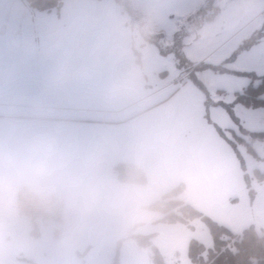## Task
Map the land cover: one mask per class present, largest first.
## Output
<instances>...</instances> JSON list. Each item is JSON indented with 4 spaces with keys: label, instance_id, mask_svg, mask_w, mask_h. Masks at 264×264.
<instances>
[{
    "label": "crops",
    "instance_id": "obj_1",
    "mask_svg": "<svg viewBox=\"0 0 264 264\" xmlns=\"http://www.w3.org/2000/svg\"><path fill=\"white\" fill-rule=\"evenodd\" d=\"M250 4L264 8V0ZM260 16L258 11L244 20L222 43ZM128 22L127 12L114 0H63L51 11L32 9L24 0H0V125L13 118L39 117L69 145L93 149L102 143L114 185L119 181L113 167L139 157L146 177L142 205L182 182L183 201L218 215L221 224L238 232L237 225H231L234 214L228 201L234 200L240 183L233 150L206 122L202 110L190 109L187 86L151 81L159 74L153 68L163 56L144 41L131 48L129 39L138 29ZM156 26L153 19L151 32ZM195 28L202 29L201 23ZM134 50L140 54L143 81L133 92L110 99L111 82L138 64ZM61 66L72 71L64 87L53 93L50 80ZM0 131L7 133L4 127ZM224 174L229 190L220 197L218 177ZM221 199L228 201L227 213L221 211ZM118 217L102 203L75 237L89 245L91 229L102 227L103 219Z\"/></svg>",
    "mask_w": 264,
    "mask_h": 264
},
{
    "label": "rangeland",
    "instance_id": "obj_2",
    "mask_svg": "<svg viewBox=\"0 0 264 264\" xmlns=\"http://www.w3.org/2000/svg\"><path fill=\"white\" fill-rule=\"evenodd\" d=\"M126 1L143 17L148 10L154 12L153 19L157 29L150 33L158 35L163 46H172L175 40L182 43L181 50L187 61L192 62L189 67H194L201 61L216 60L223 54L230 55L244 40L264 28V8L258 4H250V0H226V5L222 8L209 7L208 0ZM214 1L219 4L223 0ZM258 11L260 17L254 18L249 26L242 27L222 43L233 29L241 27L244 20L254 16ZM173 12L184 18L170 20L169 16ZM186 14H190V18ZM209 16L211 19H208ZM198 23L202 25L200 30L195 28ZM176 33L179 35H175ZM262 47L264 34L257 44L249 50H243L235 59L250 62L255 58L253 54L258 53ZM172 65L171 56L163 57L154 66L153 70L159 74L150 77L151 81L154 84H163L172 80L171 76L160 75L161 71L171 69ZM209 116L225 129L227 139L235 134L249 140V136L244 133H228L230 122L221 113L209 112ZM261 124H264V119L254 118L248 125L249 131H258ZM229 140L236 145L239 153L235 161L240 172V183L233 194L235 198L229 201L230 212L234 214L230 220L231 225L233 223L237 225L238 232L250 225L264 231V175L260 182L257 174L264 173V139L251 141L256 156L251 155L245 145L236 139ZM248 188L252 189V192H249ZM158 198L156 196L153 200ZM198 210L221 223L218 219L220 217H216L218 215L212 214L214 218L210 212ZM217 214L222 216L225 213ZM162 216L163 214L158 211L142 208L135 220L122 217L103 219L102 227L91 229L89 245L80 243L76 237L71 244L62 243L57 223L40 218L38 219L40 236L34 238L29 234L31 227L27 217L22 214L16 215V218L11 216L0 220V264H110L116 242L130 233L153 234L151 244L155 246L166 264H195L187 254V247L192 238L200 241L205 247L211 245V236L205 221L197 217L187 221L166 222L162 220ZM57 229L58 233L55 232ZM149 253V247L140 246L133 238L125 237L119 247L118 264H153Z\"/></svg>",
    "mask_w": 264,
    "mask_h": 264
},
{
    "label": "clouds",
    "instance_id": "obj_3",
    "mask_svg": "<svg viewBox=\"0 0 264 264\" xmlns=\"http://www.w3.org/2000/svg\"><path fill=\"white\" fill-rule=\"evenodd\" d=\"M154 12L148 10L139 33L129 39L136 49L150 34ZM71 68H57L49 88L62 89ZM143 67L133 65L109 86V98L119 99L140 87ZM0 127V220L15 215L21 205L29 206L41 217L52 219L60 229L61 242L71 244L80 226L96 208L109 204L122 218L135 220L142 210L139 170L143 160L134 157L130 174L118 184L109 178L102 143L83 149L66 143L55 128L37 117L19 121L9 119Z\"/></svg>",
    "mask_w": 264,
    "mask_h": 264
},
{
    "label": "snow or ice",
    "instance_id": "obj_4",
    "mask_svg": "<svg viewBox=\"0 0 264 264\" xmlns=\"http://www.w3.org/2000/svg\"><path fill=\"white\" fill-rule=\"evenodd\" d=\"M190 18V14H186ZM184 17L173 12L170 20H179ZM264 32V28L257 30ZM175 35H179L176 33ZM163 57L171 56L173 65L165 69L162 76L172 77L173 84L190 91L189 107L192 110H202L206 121L210 122L218 133L223 135L225 129L216 121H209V112L221 113L229 122L228 133H244L249 131V123L254 119H264V109L248 107L249 100L257 94L264 96V47L254 53V59L244 62L233 59L231 55L223 54L216 60L201 61L194 67H189L191 61L178 50L177 44L160 46ZM187 61V62H186ZM257 134L264 135V124H261ZM241 139L242 136L230 135L228 139ZM229 190V177L224 174L218 177L217 193L223 197ZM231 197L228 198V201ZM223 199L219 201L221 211L227 213L229 208ZM238 264L237 256L226 247L223 237L213 241L212 248L207 252L198 253L203 264Z\"/></svg>",
    "mask_w": 264,
    "mask_h": 264
},
{
    "label": "trees",
    "instance_id": "obj_5",
    "mask_svg": "<svg viewBox=\"0 0 264 264\" xmlns=\"http://www.w3.org/2000/svg\"><path fill=\"white\" fill-rule=\"evenodd\" d=\"M26 4L31 7L32 9L39 10V11H51L53 9L58 8L63 0H24ZM121 6V9L127 12L129 16L128 25L133 27L136 25L138 29V33L140 32L144 17L134 9L130 4L127 3L126 0H114ZM209 7L212 8H219L220 3L217 6H214V0H208ZM212 16V15H211ZM209 16L208 19H211ZM264 32H258L254 35H251L249 38L244 40L234 51L230 54L233 59L242 52L243 50L250 49L253 45L257 44L261 37L263 36ZM145 43H149L154 45L160 53V46H163L159 42V36L155 33H150L144 38ZM173 44H177L178 50L183 54L185 57L182 48V43H179L175 40ZM136 62L140 64V54L137 50H134ZM164 72V71H163ZM160 75L162 76V73ZM176 91V89L174 90ZM248 107L251 108H264V96L260 95L259 92L255 96H253L249 102ZM204 117V116H203ZM205 119V118H204ZM209 121H211L210 116H208ZM208 124L210 122L206 121ZM212 125V124H211ZM214 128V127H213ZM215 129V128H214ZM217 132V130L215 129ZM258 131H246L244 134L249 136V140H245L243 137L241 139H236L239 143L245 145L246 150L253 156H256V152L252 147L251 141L255 139H264V135L257 134ZM217 134L223 138L233 150L235 157H239V153L236 149V145L231 142L229 139L226 138L225 133L221 135L217 132ZM235 135V134H233ZM131 163H117L113 167V173L117 181L124 180L131 171L130 167ZM259 175L258 181H262L263 179V172H257ZM139 183L145 184L146 177L144 172L139 170ZM184 184L182 182L178 183L174 187L170 188L166 192H164L158 199L153 200L149 203L142 205L145 209H151L160 212L163 214L162 220L166 222H177V221H187L188 219L193 218H202L210 232L211 236V245L209 247H205L200 241L196 239H190L187 247V254L190 260L195 264H203V262L198 258V253L200 252H207L208 249L212 248L213 241L218 240L219 238L223 237L226 241V247L231 250V252L237 256L238 264H264V231L258 230L253 225L245 227L240 232H232L226 226L221 223H218L212 220L210 217L204 215L201 211L195 208L190 203L183 201L180 198V194L184 190ZM249 192H252V189L248 188ZM19 214L24 215L27 217L29 224H30V232L29 234L34 237L38 238L40 236V227L38 223V219L44 220H52L50 218L41 217L36 214L29 206L21 205L18 211ZM53 221V220H52ZM58 233V229L55 230ZM153 234H128L125 237L133 238L137 244L140 246H147L150 249L149 257L153 264H166L161 254L157 251L154 245L151 244V237ZM124 237V238H125ZM122 238V240L124 239ZM122 240H118L116 242L115 253L113 256V260L110 264H118L119 263V247ZM212 257L209 258L208 264H211Z\"/></svg>",
    "mask_w": 264,
    "mask_h": 264
},
{
    "label": "water",
    "instance_id": "obj_6",
    "mask_svg": "<svg viewBox=\"0 0 264 264\" xmlns=\"http://www.w3.org/2000/svg\"><path fill=\"white\" fill-rule=\"evenodd\" d=\"M225 2H226V0H223V1L220 3L219 8H222V7L225 5Z\"/></svg>",
    "mask_w": 264,
    "mask_h": 264
}]
</instances>
